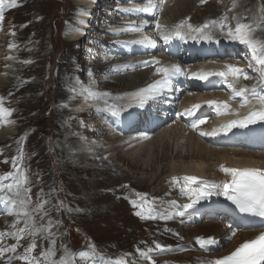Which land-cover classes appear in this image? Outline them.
Returning a JSON list of instances; mask_svg holds the SVG:
<instances>
[{"label":"rangeland","instance_id":"1","mask_svg":"<svg viewBox=\"0 0 264 264\" xmlns=\"http://www.w3.org/2000/svg\"><path fill=\"white\" fill-rule=\"evenodd\" d=\"M171 1L175 4L174 0ZM174 4L170 7L171 9H176L177 6ZM254 4H258L256 0H235V6L233 3L232 8H230L231 17L234 16L232 19L236 23L235 25H237L243 22V20L242 22L237 21L241 17L237 11L240 8L247 11V21L244 24L249 22L250 25H253L252 36L255 37L256 35L264 41V27H262V23L264 22L260 19L257 13V6ZM66 5L70 9L76 6L77 13L74 18L76 20L81 14V8L85 6V2L83 0H17L14 7L4 18L3 30L0 34V52L4 54V46L8 39H11L10 44L18 41L24 55V60L22 62V70H20L21 63L18 62L21 60V57L10 60L7 58L8 62L6 58L0 60V90L11 83L22 84V81H19L21 77L28 78L29 83L14 96L15 99L21 98L23 102L21 106L13 105V107H17L20 110L19 115L13 118L16 123L8 119V121L13 123L11 127L13 136L0 143V170H4L6 166H9L14 157L23 155L21 163L24 168H27L31 172L30 175L35 184L37 203L47 201L44 204V210L47 211V215L44 218L49 221V218L52 217L53 227L55 226V236H57V239L62 240L61 244L63 245L57 244L58 247L67 246L70 248L66 237L61 231L62 223L55 214L61 213L59 206L60 202L62 201L63 203L64 201L66 207L70 208L69 213H84V215L76 214V218L81 226L97 242H111V246L114 248L131 250L135 243V234L138 231H142V229L135 223L133 218L126 214L127 210L125 206L117 203L112 194L116 196L118 194V192H115L117 191L116 189L123 183H127L131 188L149 190L153 193L152 187L138 186L135 181L138 179L147 180L154 173L155 168L162 167L165 163H170V159L166 161L158 160V165H155L153 171L150 172L146 169L147 164L142 166L148 160V158H145L147 154L143 152L134 160H137L136 164L145 168L144 171L140 167L127 166L125 159H122V157V160L116 162L119 171L101 170V164L113 156H107L105 152L109 149H105L104 151L102 146L105 145V148L112 145L115 146L119 139L117 137L114 139L109 134L103 136L101 133L97 136V144L91 146L88 144L89 139L86 138L81 124L77 128L81 135L79 139H75L74 134H72L76 147V151L73 153L76 157L74 161L82 159V162L87 164L86 168H90L91 170L80 171V173L76 174V172H73L74 168L68 165V155L60 153L62 149L60 143L65 140L62 127L64 124V127H66L71 122V125L70 123L68 124L71 132L77 127L76 119L69 113L72 110L71 104L74 102L67 93V86L73 89L77 88V85L75 82L69 81V68L71 67L66 62H61V65L56 64L59 54L66 56L69 53L77 57V54L69 46L70 42L63 40L58 33L59 21L62 17L61 12ZM222 7H224V4ZM94 9L98 10L97 7ZM251 10L253 11L251 12ZM218 13L219 11L216 9L214 14ZM210 32L213 35L215 31ZM49 33L53 36L54 44L52 40L50 41V45L53 44V46H49L48 43ZM14 46L17 45L14 43ZM23 47L24 49H22ZM29 47H31V53H28V56H26L25 53ZM8 52H10L9 49ZM14 52L17 53L18 51L15 50ZM133 74H135L134 77H137L139 74L147 76L148 72ZM97 78L102 77L98 75ZM85 81L87 84L86 89L93 87L91 80H82V82ZM115 82L116 84L110 87L114 88V90L122 91L123 88L117 85V80ZM94 84V86H98L97 82ZM49 101L51 103L54 102V106H52L54 112L51 111L50 116L46 113L47 108L50 106ZM18 121L20 122L19 127ZM96 124L100 126V130H106L105 124L101 123V126L98 120H96ZM107 132L109 131L106 130L104 133ZM172 132L166 138L171 146L173 144L175 146L179 135H176L173 141L169 140L174 136ZM160 133L161 131L156 133L154 137L157 139ZM156 139L154 140L153 138L150 141L153 144L151 146L153 151H157V148H154L157 145ZM99 143H102V146ZM180 145L181 142L176 144V148L179 149ZM173 146L169 150H166L169 156L172 154L171 149H173ZM118 150L115 153L125 154L126 152V150ZM83 151L85 152V156L83 155ZM184 153L185 150L183 151ZM104 155H106V160L103 158ZM155 156H158V153ZM5 160L9 162L4 163ZM188 160L190 159L187 158L184 161ZM180 162L181 160L176 161L177 164L179 163L178 166L181 165ZM120 173L125 174L126 178L118 177L117 175ZM176 187H178V184ZM106 189L109 190L110 194L105 193ZM34 207L35 205L32 209ZM32 216L37 227L40 226V221L45 224L39 213L33 212ZM132 228H135L137 232L134 231L133 234H130ZM71 233L75 235L74 231H71ZM195 233L196 230L193 231V235ZM184 255L183 253H176L174 258H181ZM157 262L155 264H166L165 260Z\"/></svg>","mask_w":264,"mask_h":264},{"label":"snow or ice","instance_id":"2","mask_svg":"<svg viewBox=\"0 0 264 264\" xmlns=\"http://www.w3.org/2000/svg\"><path fill=\"white\" fill-rule=\"evenodd\" d=\"M5 0H0V5L4 4ZM15 3V0H12ZM207 0H201V3H206ZM165 0H144L143 6L134 9H123L126 13H143L147 15H153L156 11L163 10V4ZM235 6V2H234ZM82 15H88L86 12H82ZM4 16L0 13V22H2ZM187 19H190L187 18ZM227 15L222 16L219 21L206 22L202 27L193 28L191 24L186 21L181 22L175 26L173 32L163 31V26L160 23H156V33L159 38L165 43L169 44L174 37H178L184 40L186 36H189L193 40L213 41L214 37L211 32H205V29L209 28V24L213 26H219L222 29L221 34L226 38L237 41L245 45L251 55V59L255 61V70L261 74V79L264 80V42H258L252 39L253 25L238 23L235 28H231L227 25ZM82 25L84 21L80 22ZM149 21L143 20L140 24H132L126 26L123 30L131 33H142L143 29L147 27ZM187 29V32L181 31V29ZM14 35V33H12ZM218 42V41H217ZM131 44L143 46L146 49H154L157 47V41L154 38L143 36L141 39L133 40L129 42ZM127 46V44L123 45ZM13 47V45H9ZM11 58V57H9ZM138 68L155 67L154 74L159 76L160 79L149 83L146 87L139 89L138 91L130 94L127 97L131 102L128 104H116L110 101H118L125 99L121 96H112L111 93L103 92H92L91 90H85L88 92V96L102 101L104 104L103 111H107L112 117L120 118L125 112L131 115L132 108L143 109L149 102H156L158 100L163 101L170 94H177L181 91L180 87L177 86L176 81L183 77L185 79H194L196 81L208 82L210 77H219L221 82L231 90L230 96L232 99L240 97L241 107H247L251 100H256L260 105L257 110L255 107L251 108L246 116L242 119H234L223 126L222 129H214L210 135H218L221 131L225 134L234 128H246L249 125H254L258 122H264V93L258 92L256 88L248 89L246 87H236L238 80L241 76L245 80L249 79V75L241 68L232 64H225L224 71H204L200 70L197 72L189 73L185 67L180 64H172L169 66L161 65V61L153 57L150 60H144ZM249 67H253L249 64ZM110 71H118L110 70ZM91 75V73H90ZM231 77V79H229ZM192 94V93H189ZM3 98H0V123H4L5 116L11 115V110L3 108ZM209 106L213 108L216 115L232 114L229 111L228 104L217 103L215 101H209ZM201 106L195 105L192 110H185L184 112L178 113L180 116L194 115L195 111ZM236 115H239L236 113ZM9 123H11L9 121ZM206 123V119H199L193 122L192 127L195 129L200 124ZM200 136L209 135L205 132H200ZM23 160V155L14 157L11 161L12 171L8 172L4 176H0V182L11 178V183L4 184L0 187V192L5 195L0 196V202L10 205L8 208L9 215H15L17 217L16 222L12 225L15 228L16 223H20L21 219L25 224V227L17 229L12 232H0V244L3 243L5 236H10L16 240V244L11 246L0 247V259L4 258L5 253L12 252L16 253L17 248L20 247V240L24 238V233L35 237L37 235H44L45 239H48L51 235L52 221L49 220L47 226L40 225L36 227V222L32 216V213L28 210V205L32 203L30 196L31 189L24 187L28 183V179L25 175V170L20 167ZM9 161L5 160L4 163ZM226 175L231 176L230 182H224L221 184L209 183L208 181H200L196 176H184L182 178L173 177L170 183L175 186L182 179L183 183L180 184V194L186 196L188 202L181 206L180 211L175 213L176 217L183 218L188 213V210L194 209L196 205L200 204L201 201L207 200L213 194L223 195L228 201H231L233 205L241 212L251 214L258 217H264V171L256 169H244L238 170L235 168H228L221 166L220 169ZM195 185V187H192ZM11 193V195H7ZM141 203L133 204V207L140 208L135 215L140 217L142 220L151 219H172V216L165 215L163 213H157L153 207L155 201L151 203L148 201L146 194H137ZM47 201L38 202L32 209V212L39 213L41 219L47 215V211L44 210V204ZM175 205V201L171 202ZM147 210L145 211V206ZM183 223V219H181ZM31 225V227H29ZM231 229V236L236 234L237 229L229 225ZM176 235H179L176 233ZM231 236L229 239H231ZM196 244L200 246L202 250L208 251L209 246L215 243L214 238L208 237H197ZM51 244L55 245V240L51 241ZM35 240L29 244L23 254L16 255L14 258L23 262V264H56L54 250L41 251L39 256H33L32 253L36 249ZM156 249L164 250V246L159 243L155 244ZM139 251V249L137 250ZM153 249L149 248L147 252H140L142 258L149 261V264H155L153 257L149 255ZM11 259L6 261V264H11ZM86 260L87 264H127V261L123 258L113 259L111 257H105L99 253L96 246L93 243H89L87 251L81 250L78 253H72L69 258L67 249L65 247V255L60 257V264H75L76 260ZM212 264H264V233L257 238L242 243L235 249L230 255L218 259Z\"/></svg>","mask_w":264,"mask_h":264},{"label":"bare ground","instance_id":"3","mask_svg":"<svg viewBox=\"0 0 264 264\" xmlns=\"http://www.w3.org/2000/svg\"><path fill=\"white\" fill-rule=\"evenodd\" d=\"M175 4L177 7L176 9H171L168 8L166 11V14L164 15V19L166 21H176L181 18H183L186 15H192V11H195V15H192V21L194 22H201V18H204V15L207 12H213L215 11L214 8L215 6L209 5L207 7V11L205 14H203L202 9H199L196 7V3L199 0H174ZM212 7V8H211ZM81 11H83V7L81 8ZM237 12H239L240 15L244 12L242 8H240ZM82 13V12H81ZM238 14V15H239ZM82 14H80L76 18V22L80 21V17ZM238 17V16H237ZM240 18V17H239ZM163 19V17H162ZM212 31V30H211ZM210 32V31H207ZM219 32H214L213 37L218 38L219 37ZM259 35V34H257ZM252 39L258 42H264L262 41L258 36L255 35L252 36ZM188 64V63H185ZM184 64V65H185ZM133 74V73H132ZM133 76V77H132ZM135 74L133 75H126V77L122 78H115L117 80V85L119 87H122V91H130L133 88H136L137 86L140 85V83L146 78L144 74H139L137 77H134ZM261 87L264 88V83L261 84ZM119 96V95H118ZM76 104L73 103L71 104L72 110L69 112L73 116L76 115ZM63 117V116H62ZM63 122H65L63 120ZM66 123V122H65ZM71 125V122H69ZM68 123V124H69ZM12 124L9 123V121L5 120L3 124L2 131H0V143L4 142L5 139H9L10 137L13 136L12 132ZM66 125V127H63V134L65 137V140L60 143L61 150L60 153L68 155L67 157V163L68 165H71L73 167V172H76V174L80 173V171H85V170H91L90 168H86L87 164L82 162V159H77L74 161V152L76 151V147L74 145V138L72 137V132L70 131V128ZM61 126V125H60ZM172 132L174 136L169 139V140H174L176 135H179L178 139L176 140L178 144L181 142V145L179 146V149L173 146V149H171L172 154L169 156V154L166 152V150H169V148H172L170 143L167 141V136ZM73 139V140H71ZM119 141L117 140V145H112L107 147L106 149H109L108 151L105 152L107 156L113 155L111 158H108L106 161H104L101 165L102 168L101 170H116L117 169V161L122 160L123 158L125 159V162L127 166H133V167H140L138 164H136L137 160H134L135 158H138L140 154L144 152L146 153V157L148 160L142 164H147V170L150 172L153 171L155 168V165H158V160L160 161H166L170 159V163L164 164L162 167H157L155 168L154 173L148 177V179H138L136 182V185L138 186H149L152 187L151 190L157 191L159 188H161L162 183L165 182V180L171 176L176 175L178 178H182L184 176H196L198 179H216L218 177V174L216 172V168L219 165H232V166H257V167H263L264 166V156L257 153V152H246L242 151L241 149H218V148H210L207 145L201 143L199 139L195 138L193 135L188 134L187 136L184 135V130L179 128L178 126L171 128L170 130H163L161 133L158 135L157 139L154 137V140L156 139L157 145L154 148H157V151H153L152 149V143L149 141L145 144H141L140 146H137L133 149L126 150L125 154H118L115 153L118 149V151L125 150L124 144L126 142H123L120 146H118L121 143L120 138H118ZM153 140V139H152ZM53 150V149H52ZM185 150V153L183 154V151ZM85 151V150H84ZM83 151V155L85 156V152ZM158 153V156H155V154ZM136 154V155H135ZM122 157V159H121ZM150 157V158H149ZM178 157V158H177ZM78 158V157H77ZM177 158V159H176ZM190 159L188 161H184L186 159ZM181 160V165L178 166L176 161ZM133 161V162H132ZM111 162V163H110ZM186 162V163H185ZM207 163V164H206ZM80 167V168H79ZM100 168V167H99ZM95 169V167H93ZM145 168H142L141 170L144 171ZM87 172V171H86ZM89 172V171H88ZM91 172V171H90ZM140 173V172H139ZM142 173V172H141ZM118 177L121 178H126V175L123 173H120L117 175ZM126 182V180H124ZM182 181V179H181ZM170 183V181H169ZM170 185H172L170 183ZM220 225L215 224V223H207L203 224L201 226L196 227L194 230H196V236L201 235L203 233L212 234L211 232H215V236L219 237L221 235V232H219ZM194 230H182L183 233L187 232H193ZM194 234V235H195ZM193 235V236H194ZM239 239H235L233 241V245L229 246L230 250L234 246H236L237 242H239ZM227 250V251H228ZM197 256V255H195ZM202 256L198 254L197 258L200 259ZM177 262L180 260L183 264H193L191 255L190 254H185L181 258H174ZM171 258V259H172ZM158 263V262H157ZM161 263V262H160ZM164 263V262H163ZM196 264V263H194Z\"/></svg>","mask_w":264,"mask_h":264}]
</instances>
